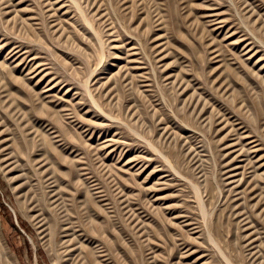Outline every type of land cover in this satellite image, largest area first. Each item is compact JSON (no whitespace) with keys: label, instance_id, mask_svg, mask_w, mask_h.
Here are the masks:
<instances>
[{"label":"rangeland","instance_id":"374dc122","mask_svg":"<svg viewBox=\"0 0 264 264\" xmlns=\"http://www.w3.org/2000/svg\"><path fill=\"white\" fill-rule=\"evenodd\" d=\"M0 240V264H264V0H0Z\"/></svg>","mask_w":264,"mask_h":264},{"label":"bare ground","instance_id":"6f19581e","mask_svg":"<svg viewBox=\"0 0 264 264\" xmlns=\"http://www.w3.org/2000/svg\"><path fill=\"white\" fill-rule=\"evenodd\" d=\"M73 2H76V1H73ZM100 41H101V40H100ZM101 45H102V44H101ZM1 67H2V64H1ZM84 84H85V83H84ZM88 91H89V88H88ZM92 102H93V101H92ZM17 107H18V106H17ZM97 108H98V107H97ZM99 110H101V108H100ZM103 110H104V109H103ZM103 110H101V111H103ZM101 111H100V112H101ZM183 112H184V110H183ZM101 113H102V112H101ZM103 113H104V112H103ZM186 113H187V112H186ZM183 115H185V114H183ZM107 117H108V116H107ZM183 117H186V116H183ZM178 118H179V116H178ZM186 118H187V117H186ZM188 118H189V117H188ZM187 120H188V119H187ZM182 121H183V120H182ZM179 122H180V120H179ZM200 122H201V121H200ZM125 123L127 124V122H125ZM179 125H180V124H179ZM134 129H135V128H134ZM134 129H133V130H134ZM139 130H140V129H139ZM134 131H135V130H134ZM142 131H143V130H142ZM198 131H199V129H198ZM200 131H201V130H200ZM136 132H137V131H136ZM201 132H202V131H201ZM203 132H204V131H203ZM51 133H53V131H49L48 133L45 134V136H47V138H48V139L46 138V139H47V140H46V141H47V146H48V148H50V149H55L57 145H54V144H53V142H52V137L56 136V134H53L52 136H50ZM34 134H37V133H34ZM135 134H136V133H135ZM143 134H144V133H143ZM201 134H202V133H201ZM24 135H25V134H24ZM137 135H138V134H137ZM144 135H145V134H144ZM45 136H44V137H45ZM142 136H143V135H142ZM145 136H146V135H145ZM204 136H205V135H204ZM136 138H137V137H136ZM138 138H139V137H138ZM141 138H142V137H141ZM203 138H204V137H203ZM26 139H27V138H26ZM43 139H44V138H43ZM139 139H140V138H139ZM140 140H141V139H140ZM148 140H149V139H148ZM148 140H147V141H148ZM189 140H190V138H189ZM189 140H188V141H189ZM43 141H44V140H43ZM46 141H45V143H46ZM143 141L145 142V140H143ZM152 142H153V141H152ZM189 142H190V141H189ZM207 142H209V141H207ZM149 143H150V142H149ZM193 143H194V142H193ZM193 143H192V144H193ZM190 145H191V144H190ZM194 147H196V146H194ZM195 149L198 150V148H195ZM211 151H212V150H211ZM190 152H191V151H190ZM160 153H161V151H160ZM162 153H164V152H162ZM170 153H171V152H170ZM58 154H59V153H58ZM163 155H164V154H163ZM163 155H161V156L164 157ZM195 155H196V153H195ZM195 155H194V156H195ZM58 156H59V155H58ZM169 156H170V155H169ZM177 156H178V155H177ZM166 157H167V156H166ZM206 157H207V156H206ZM164 158H165V157H164ZM169 158H170V157H169ZM192 158H193V157H192ZM165 159H166V158H165ZM179 159H180V158H179ZM176 160H178V159L176 158ZM181 160H182V159H181ZM181 160H180V161H181ZM191 160H193V159H191ZM101 161H102V160H101ZM37 162H38V161H35V165H36ZM184 162H185V161H184ZM197 162H198V161H197ZM197 162H196V163H197ZM202 162H203V161H202ZM189 163H190V162H189ZM189 163H188V164H189ZM196 163H195V164H196ZM183 164H184V163H183ZM183 164H182V165H183ZM188 164H187V166H189ZM195 164H193V165H195ZM171 165H172V164H171ZM198 165H199V164H198ZM201 165H202V164H201ZM100 166H101V165H100ZM172 166H173V165H172ZM184 166H185V165H184ZM203 166H204V165H203ZM182 167H183V166H182ZM191 167H192V166H191ZM111 168H112V167H111ZM111 168H110V169H111ZM172 168L175 169L176 167L174 166V167H172ZM177 168H178V167H177ZM188 168H189V167H188ZM194 168H195V167H194ZM176 170H177V169H176ZM37 171H38V170H37ZM201 171H202V170H201ZM40 172H41V171H40ZM196 172H197V171H196ZM196 172H195V173L193 172V173L196 174ZM178 173H179V172H178ZM216 173H217V172H216ZM27 174H28V173H27ZM198 174H199V173H198ZM254 174H255V172H254ZM35 175H36V174H35ZM204 175L206 176V172H205ZM212 175H213V174H212ZM179 176H180V174H179ZM181 176H182V175H181ZM181 176H180V177H181ZM210 176H211V174H210ZM214 176H215V175H214ZM177 177H178V176H177ZM203 177H204V176H203ZM203 177H202V178H203ZM183 178H184V177H183ZM188 178H190V177H187V179H188ZM195 178H196V177H195ZM197 178H198V177H197ZM184 179H185V178H184ZM204 179H206V178H204ZM215 179H216V178H215ZM218 179H219V178H218ZM218 179H217V180H218ZM180 180H181V179H180ZM188 180H189V179H188ZM181 181H182V180H181ZM189 181H190V180H189ZM212 181H213V180H212ZM193 182H194V181H193ZM189 183H190V182H189ZM191 183H192V181H191ZM204 184H205V183H204ZM215 184L217 185V183H215ZM199 185H200V184H199ZM202 185H203V184H202ZM204 187H205V185H204ZM193 189H194L196 195L198 196V201H199V203H200V200H201V199H200V195H199V193H200V192H199V186L193 184ZM201 189H202V188H201ZM205 189H206V188H205ZM215 189H216V188H215ZM216 190H217V189H216ZM218 190H219V188H218ZM212 191H213V190H212ZM201 197H202V196H201ZM202 203H203V202H202ZM202 203H200V204H202ZM203 206H204V205H203ZM129 207H130V206H129ZM204 207H205V206H204ZM125 208H126V207H125ZM129 209H130V208H129ZM199 209H200V206H199ZM204 209H206V208H204ZM204 209H203V210H204ZM130 210H131V209H130ZM201 210H202V209H201ZM203 210H202V211H203ZM132 211H133V210H132ZM128 212H129V211H128ZM200 213H201V211H200ZM205 213H206V210H205ZM207 213H208V212H207ZM203 214H204V211H203ZM128 216H129V215H128ZM131 216H132V215H131ZM204 217H205V216H204ZM205 221H206V220H205ZM95 222H96V221H95ZM224 225H225V224H224ZM98 226H100V225H98ZM180 227H181V226H180ZM98 229H99L98 231H100V228H98ZM96 231H97V230H96ZM104 231H105V230H104ZM99 233H100V232H99ZM79 237H80V236H79ZM77 238H78V237H77ZM210 238H211V237H210ZM82 239H83V238H82ZM72 240H73V239H72ZM218 240H219V239H218ZM0 241H1V240H0ZM62 242H63V240H62ZM60 244H61V243H60ZM67 244H68V243H67ZM81 244H82V241H80V245H81ZM220 244H221V243H220ZM64 245H65V244H64ZM217 246H218V244H217ZM0 247H3V243H2V242H0ZM218 247H219V246H218ZM218 247H217V248H218ZM220 248H221V247H220ZM220 248H218V249H220ZM95 250H96V249H95ZM95 250H94V251H95ZM221 251H223V249H222ZM221 251H220V252H221ZM222 255H223V254H222ZM226 256H227V255H226ZM179 257H180V256H179ZM224 258H225V257H224ZM227 259H228V258H226V261L228 262L229 260H227ZM228 263H229V262H228ZM107 264H108V263H107ZM231 264H232V263H231Z\"/></svg>","mask_w":264,"mask_h":264},{"label":"trees","instance_id":"16d2710c","mask_svg":"<svg viewBox=\"0 0 264 264\" xmlns=\"http://www.w3.org/2000/svg\"><path fill=\"white\" fill-rule=\"evenodd\" d=\"M1 206L4 207V209H6V207L3 204H1ZM7 214L8 215L10 214L8 209H7ZM21 223L24 224L23 222H21Z\"/></svg>","mask_w":264,"mask_h":264}]
</instances>
